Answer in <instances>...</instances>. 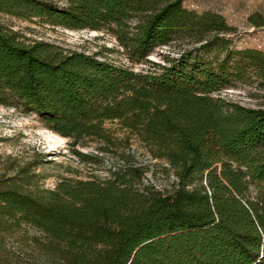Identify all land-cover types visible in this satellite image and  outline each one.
<instances>
[{"label":"trees","instance_id":"1","mask_svg":"<svg viewBox=\"0 0 264 264\" xmlns=\"http://www.w3.org/2000/svg\"><path fill=\"white\" fill-rule=\"evenodd\" d=\"M186 1L0 0V106L37 115L88 163L97 157L76 148L111 150L117 123L173 179L161 191L128 165L47 189L39 159L6 161L0 264H264V107L223 96L264 91V52L235 49L236 28ZM4 17L110 35L148 69L25 39ZM185 39L194 45L177 57L150 59Z\"/></svg>","mask_w":264,"mask_h":264},{"label":"rangeland","instance_id":"2","mask_svg":"<svg viewBox=\"0 0 264 264\" xmlns=\"http://www.w3.org/2000/svg\"><path fill=\"white\" fill-rule=\"evenodd\" d=\"M185 7L198 14L212 12L222 15L229 26L237 29L232 36L235 49L264 52V0H187ZM255 21H263V24L256 27ZM3 22L28 40L46 41L90 54L102 53V58L135 71L148 69L132 64L125 50L110 35L89 30L53 28L12 17H4ZM193 45L191 39L178 40L167 48L156 50L150 59L155 63H163V56L177 57ZM223 96L248 108L264 107V91L259 90L255 82L250 85L239 84L225 91ZM106 128L120 140L117 146L111 150H104L103 146L96 143L77 147L76 150L85 156L97 157L96 162H83L73 154L71 141L47 129L37 115L0 106V172L6 161L24 165L39 159L42 164L37 173L40 174L41 185L54 189L66 178H105L111 171L137 165L149 169L143 181L146 186L151 185L161 191L171 189L173 179L162 172V164L153 160L135 138L124 142L129 135L117 123H107Z\"/></svg>","mask_w":264,"mask_h":264}]
</instances>
